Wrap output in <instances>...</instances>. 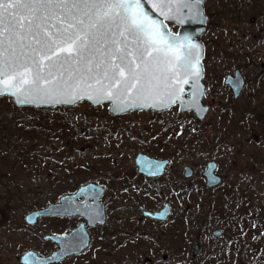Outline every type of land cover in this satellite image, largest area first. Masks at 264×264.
I'll use <instances>...</instances> for the list:
<instances>
[{
	"label": "rangeland",
	"instance_id": "rangeland-1",
	"mask_svg": "<svg viewBox=\"0 0 264 264\" xmlns=\"http://www.w3.org/2000/svg\"><path fill=\"white\" fill-rule=\"evenodd\" d=\"M221 5L220 0H207L206 15H213L214 11L222 13L224 10ZM241 7L242 14L240 18H236L238 20L224 14L216 24H210L213 20L208 16L204 32L207 36L203 35L201 39L202 42L212 41L205 48L202 60L203 81L209 87L206 102L211 105V111L202 123L194 119L193 113L180 114L177 106L160 114L133 112L111 120L113 117L109 116L107 105L92 108L82 102L72 108H17L10 99L0 98V114L15 107L16 115L21 121L27 122L34 120L33 117L44 116L45 111L41 110H51L48 113L50 122L65 119L71 125L68 137H56L63 130L62 126H57L51 130V133L54 132L52 137L43 135L35 140L38 143L34 142L32 148L36 169L18 174L17 180L15 171L10 172L7 177L0 172V264H15L16 256L31 241L32 232L40 235L45 232L42 230L43 224L24 227L23 217L44 205L40 197L44 196L47 184L55 177L62 178L66 186H69L74 181H82L77 180L82 178L81 168L90 169L95 166L96 170L92 172L98 173L91 174L86 181H102L117 168L122 170L130 167L137 151L150 154V148L147 147L150 142L149 133H160L172 123L178 124L177 133H180L176 141L179 150L171 160L172 167L189 165L195 171L194 177L189 180L191 194L181 195L178 201H173L175 214L181 213L180 216L186 220L192 214L196 219L200 213L209 210V203H218L223 199H228L229 202L225 220L212 216L210 225L204 231H194L193 242L181 244L177 263L264 264L261 258L264 249V224L257 227L254 223V219L260 214L264 216V134L260 123L256 122L254 127L253 124L245 127L240 120V115L247 112L245 105L248 99L254 105L264 100L261 90L251 88L258 87L255 83H263L264 79V14L252 12L251 3L248 2L242 3ZM235 12L236 10L232 13ZM235 70L244 79L250 80V83L245 82L237 99L233 98L231 90L223 83L225 76ZM165 136L169 138L168 134ZM171 151H168V155H171ZM152 152H155L153 156L165 157L160 156V150ZM209 160L218 163V173L223 177L221 186L210 194L205 190L204 180L200 176L204 163ZM173 168L165 180L182 181L183 172L174 173ZM86 181L83 180V183ZM16 183L24 192L23 206H17L18 202H15V207L6 206L7 201L21 197L17 196ZM26 193L29 195L25 197ZM166 195L167 190L163 196ZM207 197L209 203H204ZM137 202L145 204L141 199ZM18 227L23 229L17 230ZM218 228L232 237L231 243L211 240L212 230ZM194 244L200 245V252L195 258L191 256ZM154 264L170 263H163L158 256V261Z\"/></svg>",
	"mask_w": 264,
	"mask_h": 264
},
{
	"label": "snow or ice",
	"instance_id": "snow-or-ice-1",
	"mask_svg": "<svg viewBox=\"0 0 264 264\" xmlns=\"http://www.w3.org/2000/svg\"><path fill=\"white\" fill-rule=\"evenodd\" d=\"M154 2L162 11L187 8L189 20L202 16L201 0ZM157 23L141 10V0H0V95L8 88L20 104L75 103L82 94L91 99L89 90L147 100L167 89L171 97L178 70L195 68L199 78L200 57L192 51L199 45L169 56L171 44L157 46L164 41Z\"/></svg>",
	"mask_w": 264,
	"mask_h": 264
},
{
	"label": "flooded vegetation",
	"instance_id": "flooded-vegetation-1",
	"mask_svg": "<svg viewBox=\"0 0 264 264\" xmlns=\"http://www.w3.org/2000/svg\"><path fill=\"white\" fill-rule=\"evenodd\" d=\"M206 1L203 4L204 13L207 23L208 16L213 20L210 21V24H216L224 17V14L232 17V19L240 18L242 14L240 13L242 11L241 6L245 2L251 3L252 12L264 14V0H220V5L223 3L221 7L224 11L222 13L214 11L213 15L209 14L207 16V11H205ZM234 10L236 12L232 13ZM203 43L206 48L210 46L209 44L212 41L205 40ZM244 81L247 83L246 78ZM138 152L142 151H137L134 154L130 167H125L122 170L117 168L112 173H108V177H104L102 181H86V179L84 183L83 180L74 181L69 186H66L64 180L49 182L47 184L48 196L46 202L43 206L33 210L60 203L61 214L60 216L53 215L39 218L37 224L32 226L24 225V227L29 228L43 224L42 230L45 232L40 235L37 232L30 231L32 232L30 236L32 239L25 250L16 256L15 264H22L19 259L28 252L33 258L50 256L58 247L47 237L65 235L66 238L73 231L75 232H73L71 242L78 243L84 237L88 241L87 247L82 252L69 254L59 263L52 264H126V262H130L129 264H154L158 261V256H160L163 263L178 264L181 244L193 242L195 218L191 214L186 220L185 217L180 216L181 213L175 214L173 201H178L181 195L188 196L191 194L192 189L189 180L194 177L195 171L189 165L183 167L177 165L173 168L171 160L174 159L177 153L171 157L160 158L142 152L149 157L169 161L161 176L147 178L137 171L135 156ZM185 167L193 169L190 178H185ZM172 168L174 173L183 172L182 181L165 180ZM88 184L93 185L77 194L80 187ZM219 186L207 188L205 184V190L210 194ZM165 190L168 193L166 197L163 196ZM62 197L65 198L63 202L60 201ZM138 198L143 200L145 204L140 205L137 202ZM166 207L168 208V214L165 218L153 219L146 214L148 212H161ZM19 229L23 228L18 227L17 230ZM214 230L211 232L213 237L211 240H222L226 244L232 242V237L224 234L223 229H221L222 234L220 236H214ZM66 242L65 240L63 245ZM195 245H193L191 252L193 258L198 255H193Z\"/></svg>",
	"mask_w": 264,
	"mask_h": 264
},
{
	"label": "water",
	"instance_id": "water-1",
	"mask_svg": "<svg viewBox=\"0 0 264 264\" xmlns=\"http://www.w3.org/2000/svg\"><path fill=\"white\" fill-rule=\"evenodd\" d=\"M204 1L205 0H201V3L198 6L202 16L197 19L189 20L187 17L190 15V13L187 8L183 9V12L180 13L176 11L177 8H179V5H171V10L165 9L162 11V6L155 3L154 0H141V10L146 12L152 20L157 21V27L164 33V41L158 43L157 46L163 49L166 48L168 44L172 45V48L168 53L169 56L175 55L177 53H186L189 50L188 45L190 44L199 45L198 49L192 50L197 52L200 57L198 65L200 70L199 78L195 77V68L185 67L184 69L178 70L177 80L175 82V88L178 89V91L171 97L166 94L168 91L167 89H162L159 95L147 100L137 99L134 94L128 96H113L110 99L107 96L98 95L95 91L89 90L91 92V99L88 98L87 94H82L83 98L76 100L75 103H42L40 101H36L34 103L20 104L17 102L16 97L8 94L9 89L5 88V94L0 95V98L6 97L10 99L17 108H72L82 102H86L92 108H98L102 105H107V111L111 117L124 116L133 112H152L160 114L167 112L171 108L177 106L178 112L180 114L184 115L187 113H193L194 119L197 122L202 123L206 120L211 111V105L206 102V92L208 91L209 87L205 82H203L204 67L202 60L205 54V46L201 41V37L205 32L207 23L203 6ZM173 16H175L176 19H172ZM181 16H183L184 23L178 22ZM161 21L163 24L162 28L160 27L159 23ZM170 25H175L177 27L175 32L170 30ZM185 37H188L189 39L186 40ZM173 38L175 39L173 40ZM176 45H182V47L177 48ZM160 55L164 56L165 53L161 52ZM161 67L163 68L164 66L161 65ZM174 67L175 65L169 66L168 74H171V70ZM185 79L187 82H184ZM193 79L196 80L195 84L192 83ZM9 83H11V81H9ZM224 85L231 90L233 98L237 99L245 86V81L240 72L235 70L233 74L226 75L224 79ZM79 87H83V85H80ZM197 89H199V92H197ZM194 94L196 99L195 104H193ZM177 95L179 96V99H176ZM113 100H115L116 103H113ZM173 100L175 102H173ZM168 163V160L152 158L142 152H138L135 156V165L137 167L138 173L144 175L147 178L161 176L164 173ZM153 165L158 167L153 168ZM217 169L218 164L215 160H209L205 163V168L202 171L201 176L203 177L207 188H214L222 183V177L217 173ZM184 171L185 178H190L193 174V169L190 167H185ZM92 185L93 184H88L80 187L77 194L81 193L83 190L87 189L88 186ZM64 199L65 198L62 197L60 198V201L63 202ZM60 210V203L33 210L24 216V223L25 225L31 226L37 224L39 218L53 215L60 216ZM146 214L153 219L165 218V216L168 214V208L166 207L161 212H148ZM73 232L68 234L66 238L65 235H53L47 237V239L53 241L58 247V249L51 253L50 256L46 258H33L30 252H28L21 256L19 261L22 264H52L59 263L65 256L69 254L82 252L83 249L87 247L88 241H86L83 237V239L78 243H72L71 238L74 235ZM221 234V229L213 231L214 236H220ZM65 240L67 242L65 245H63ZM199 251L200 246L196 244L193 249V255L196 256Z\"/></svg>",
	"mask_w": 264,
	"mask_h": 264
},
{
	"label": "trees",
	"instance_id": "trees-1",
	"mask_svg": "<svg viewBox=\"0 0 264 264\" xmlns=\"http://www.w3.org/2000/svg\"><path fill=\"white\" fill-rule=\"evenodd\" d=\"M250 80L247 81V83ZM250 83V82H249ZM258 87H251L254 88L256 91H260L263 94L264 99V79L263 83H255ZM247 104L245 105L247 112L242 113L240 115L241 122L245 127L251 126L254 127L258 122L260 123V127L264 134V100L254 105L252 103L251 99L247 100ZM60 110V108H58ZM30 110V109H27ZM15 111V114H14ZM17 109L13 107V110L9 112H4L0 114V172L3 173L6 177L9 176L10 172L15 171V180L19 178L18 174H21L23 172H29L34 169H36V161L33 159L34 155V149L32 148V145L34 142L38 143L37 140L41 136H46L48 138L52 137L54 132L51 133L52 128L57 126H62V131H60V134H56V137H68L71 131V125L70 121H67L64 119V121L57 120L56 122H50L48 119V113L51 112V110H41L45 111L44 116H36L33 117L34 120L31 121H21L20 118L16 115ZM30 111H38V110H30ZM40 111V110H39ZM116 118H111V120H115ZM61 124V125H60ZM175 123H172L171 125L166 126L161 130L160 133L153 132L149 133L150 142L149 145L147 144V147L150 148L148 150V153L154 154L155 152H152V150H160L161 155L165 157H171L174 154L178 153L179 150V144L176 142L178 139V136L180 133H177V127ZM64 131V133H62ZM146 131H144L145 133ZM165 134L169 135V138H165ZM262 137V135H260ZM185 144V143H183ZM175 146V147H173ZM156 147V148H155ZM171 149L173 151H171ZM168 151H171V155H168ZM158 154V152H156ZM155 156V155H154ZM16 162V163H15ZM20 167H19V166ZM15 166V167H14ZM18 166V167H17ZM17 167V168H16ZM76 169V168H74ZM80 170V173L82 174V178H78L79 172H77L75 175V179L77 180H86L90 178L91 174L98 173V171L92 172L93 170H96L95 166H92L90 169H83ZM88 173V174H87ZM66 177H69V175H65ZM63 180L62 178L58 179L55 177L53 181H60ZM72 181V180H71ZM17 188V196L21 197H15L14 200L7 201L8 205L6 206H13L15 207V202H18L19 207L23 206V191L21 189V186L19 184H15ZM58 186V185H57ZM54 189V187H52ZM37 189H40L37 187ZM30 190V189H29ZM31 191V190H30ZM47 193V192H46ZM44 194L43 197H40V200L43 202V204L47 200V194ZM50 194V193H49ZM29 194H25L26 197ZM209 203V198L207 197L204 200V203ZM215 204V205H214ZM214 204H208L209 210L206 212L200 213L199 216L195 219V230L202 232L204 231L209 225L211 221L212 216H217L220 218V220H225V218L228 216L229 212V202L228 199L223 201H218V203ZM203 206V205H201ZM11 208V207H10ZM12 209V208H11ZM19 210V208L17 209ZM254 223H256V226H262L264 224V216L260 214L256 219H254ZM261 258L264 260V249L261 252Z\"/></svg>",
	"mask_w": 264,
	"mask_h": 264
}]
</instances>
